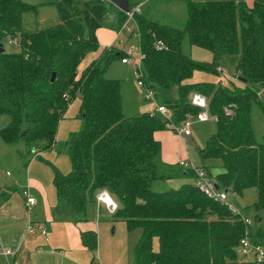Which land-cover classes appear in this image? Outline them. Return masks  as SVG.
I'll return each instance as SVG.
<instances>
[{
    "label": "trees",
    "instance_id": "trees-1",
    "mask_svg": "<svg viewBox=\"0 0 264 264\" xmlns=\"http://www.w3.org/2000/svg\"><path fill=\"white\" fill-rule=\"evenodd\" d=\"M249 1L186 0L188 17L183 28L143 15L136 21L146 55L145 81L172 111L176 124L197 115L192 96L204 93L210 113L217 117L218 131L200 148L201 158H222L224 171L214 176L218 186L235 193L255 187L256 208H264V143L256 141L252 126L253 106L264 112V96H257L264 89V0ZM107 3L58 0L54 4L59 23L28 30L23 26L24 14L38 12V5L0 0V39L15 38L21 46L19 53H0V115L11 117L1 129L3 139L24 142L30 154L53 148L66 108L81 95L83 127L72 132L67 142L72 169L64 173L52 164L58 196L75 216L86 219L88 204L105 189L119 203L114 218L126 221L129 231L142 229L134 264H254L239 253V243L246 236L241 215L191 183L164 192L152 189L155 180L193 177L196 170L163 162L155 133L170 127L161 113L124 115L121 81L106 77L105 72L114 58L125 56V50L106 48L78 77L80 62L98 46L96 31L104 26L111 9ZM117 13L122 27L126 12L118 8ZM187 35L192 45L212 52V63L183 51ZM156 40L164 41L168 49L158 50ZM223 55L234 59L241 86L185 81L197 69L217 73ZM262 221L257 217L248 229L250 239L264 246ZM81 235L83 244L96 252L98 232L86 230Z\"/></svg>",
    "mask_w": 264,
    "mask_h": 264
},
{
    "label": "rangeland",
    "instance_id": "rangeland-1",
    "mask_svg": "<svg viewBox=\"0 0 264 264\" xmlns=\"http://www.w3.org/2000/svg\"><path fill=\"white\" fill-rule=\"evenodd\" d=\"M23 1L38 5L39 7L38 12H27L24 14L23 26L25 29L37 30L54 26L59 23L58 9L53 3L55 2V0ZM85 1L87 0H77V2L80 4ZM139 1L140 2H138V0H132V3L135 4L134 9L139 8L141 11L139 13V16L143 15L149 20L155 21L159 24L169 25L170 27L174 28L185 27L188 17L186 0ZM249 2H251V0ZM106 6L111 9L109 10L107 15V24L105 23L103 27L109 26V23L111 21H108V19L114 18L113 13H116L118 15V7L112 6L109 0ZM128 19V15L126 13L125 21L120 24L121 26L123 24L124 25L121 27V29H119L118 33L120 34L115 38V42H117L115 46L120 47L121 49L129 47L133 49V52L135 54H138L140 53L141 44L140 39L137 36V32L134 33L137 29L136 22L134 20ZM115 32L117 34V31ZM102 43L101 40H99L98 46L88 52L80 62L78 67L79 78H82L86 71L92 66L94 61L99 59L104 53L106 45L105 43ZM0 44H3L4 49L7 53L21 52L20 43H18L16 39L11 40L8 36H3L0 39ZM182 48L187 55L193 57L198 61H202L204 63H212L214 61L212 52H210L206 48L192 45L188 35L185 36L182 40ZM222 59L220 60V64L225 68L228 77L224 76L220 70L216 73L204 69H197L195 70L193 75L185 81L191 83L208 82L216 86L221 85L227 88H232V83H235L237 86H241V84L243 83L241 82L240 75H238L236 72L234 59H232L228 55H223ZM105 76L111 79H119L121 81L123 90L122 104L125 116H134L138 115V113H144V110L139 112L140 110L137 109L140 102H144L146 105L143 107H149L151 110V105L153 104V102L147 99L145 94H142L140 88H138L135 70L129 64H123L121 57H116L111 61L109 68L105 72ZM231 76L235 77L234 80L230 79ZM262 90L260 91L262 92ZM200 93L204 94L202 92ZM257 96L261 99L259 95ZM81 106L82 96L77 95L70 101L68 107L64 112L63 118L61 119V122L59 124L56 136L57 141L54 147L45 150L41 149V156L49 162V166L51 167L53 163L56 164L55 161H57V166H55L64 173H68L72 169L71 159L67 153V142L72 132L80 131L83 127ZM209 115L210 119L207 121H201L197 118V116L189 117L192 121L193 137L189 139L185 138V140L179 137L180 141L176 142L175 150H179L178 159L183 160L188 164V166H183V168L190 169L198 166L199 168H202L205 171H209L211 174L216 175L224 171L223 159L220 157L202 159L199 154L200 148L207 146L208 142L218 131V124L216 120L217 117L211 113ZM10 121L11 117L9 115H0V126H5ZM177 125L182 126V123ZM252 126L256 141L264 143V112L258 105H254L252 109ZM170 130L178 134L175 129L170 128ZM44 144V142H41L40 147L44 146ZM21 146L22 143L17 142L14 147H9V145L3 141L2 135L0 133V185H3L5 183L4 181L6 180L10 181L12 179H16L18 172L23 173V170L27 172V166H25L21 161V163L18 161V157H16V154L13 151V148H15L14 150L21 149ZM37 149H39V147ZM35 151L37 152L38 150ZM13 157L16 160L15 162L18 163V166H16L15 163L12 162ZM39 160L41 159L33 158L31 162H38ZM50 161H52L53 163ZM31 162L30 167L32 165ZM178 168L180 167L178 166ZM51 170H53L54 172L53 168ZM188 178H190L189 181L194 179L193 177ZM169 182L170 180L157 181V183L153 186V189H157L159 184L161 185L162 189H165L164 191L176 189L181 187L179 183H182L183 181L175 179L171 181V183ZM18 192L21 193L20 187H18ZM111 196L117 203V205H119L115 197H113L112 194ZM228 201L232 202L233 205L237 209H239L244 216L250 218L252 221L257 217H262V222L264 225V208H256V202L258 201V191L255 187H249L243 190L242 193H235L231 191L228 192ZM94 203L95 211L93 215L95 216V221L102 223L106 222L103 230V238L99 236L100 245L97 251L100 256L98 254L97 258H99L100 260H98L96 264H100V261L102 264H134L133 253L136 245L141 238L142 229L136 228L135 230H133V232H130L126 221L114 218V213L108 211V209H106L104 205L98 212L97 199ZM92 209L93 208L91 206V211H93ZM154 247L156 249L159 248V240L157 237L154 239Z\"/></svg>",
    "mask_w": 264,
    "mask_h": 264
},
{
    "label": "crops",
    "instance_id": "crops-1",
    "mask_svg": "<svg viewBox=\"0 0 264 264\" xmlns=\"http://www.w3.org/2000/svg\"><path fill=\"white\" fill-rule=\"evenodd\" d=\"M113 14L114 18L108 19V21H111L109 26L99 28L96 35L98 41L101 40V43H105L106 48L113 47L120 50V47L115 46L117 44L115 38L120 34L118 31L121 27H119L118 15ZM115 31H117V34ZM145 105L144 102H140L137 107L140 110L139 112L143 110L144 113L152 112L154 103L151 105V110L149 107H143ZM5 126H0V133ZM155 136L161 143L163 162L171 166H179L182 170L187 171L188 168H183L181 165L183 160L178 159L179 150L176 151L175 146L176 142L180 141L179 137L185 140V138H192L193 135L183 136L170 129H160L156 131ZM3 141L9 147H14L17 143H7L4 139ZM19 142L22 143L21 149L14 150L15 148H13V151L18 157V161L27 166V172L25 170H23V173L18 172L16 179L6 180L3 185H0V244L3 248L14 252L10 255L0 254V264H96L100 260L97 258L98 251L92 252L87 248L82 242L81 235L83 231H97L98 229V235L103 238L106 222L95 221L93 215L95 201L88 204L86 219L75 216L67 201L58 196L54 184V172L51 170L53 167L50 163L51 168L49 162L41 156L42 151L30 154L24 142ZM33 158L41 160L31 162ZM15 161L13 157L12 162L18 166ZM55 162L57 164V161ZM195 167L199 168L198 166ZM210 175L216 176L217 174L210 173ZM193 178L191 181L186 176L158 179L151 183V187L153 189V186L160 180H170L169 183H171V181L179 179L183 181L179 183L181 186L187 183L196 184V176H193ZM18 187H20L21 193L18 192ZM26 188H29L31 196L36 200V203L31 207L27 205V199L23 192ZM153 190L160 192L165 189H162L159 184L157 189ZM103 205L110 211L106 204L98 203V212ZM91 206L93 211H91ZM30 223L39 224L45 230V233L40 228L29 231ZM99 263L102 264L101 261Z\"/></svg>",
    "mask_w": 264,
    "mask_h": 264
},
{
    "label": "built area",
    "instance_id": "built-area-1",
    "mask_svg": "<svg viewBox=\"0 0 264 264\" xmlns=\"http://www.w3.org/2000/svg\"><path fill=\"white\" fill-rule=\"evenodd\" d=\"M139 8H132V11L126 12L128 15V20H134L136 22L137 26V16H139L140 13ZM125 27V26H124ZM123 27V29H124ZM138 28V26H137ZM137 36H140L139 29H137ZM11 40H15V38H10ZM17 40V39H16ZM18 42V40H17ZM155 47L158 50H164L168 49L167 44L162 40H156L155 41ZM125 56L122 58V62L124 64H129L133 67L136 74L137 79V85L138 88H140V91L142 94H145L146 98L151 100L154 103V109L152 110V113H161L167 120H169V127L173 128L177 131L178 134L183 136H192L193 135V129H192V121L191 118L186 119L182 126L177 125L173 119H172V111L163 103H161L157 97V94L155 90L148 85V83L145 81V74H144V60H145V53L140 48V53L135 54L133 52V49L129 47H125ZM219 70L222 72L224 76H227L226 70L224 67H219ZM235 77L231 76L230 79L234 80ZM264 94V89L262 92H258V95L262 98ZM192 104L196 107H198L200 110L197 113V118L201 121H207L210 119V113H209V102L205 95L201 93H194L192 96ZM228 112L230 113L231 110L228 109ZM181 165L186 167L188 164L185 161H181ZM196 171V185L197 188L205 193L208 197L217 200L221 202L222 204H225L233 213L239 214L244 219V222L246 224V236L243 237L240 241L239 246V253L243 256L244 260L248 263H254V264H264V246L261 244L254 243L250 237H249V229L248 227L252 224V220L248 217L244 216L239 209H237L232 202L228 201V191L219 187L217 184V181L215 180L214 176H211L209 172L205 171L202 168H196L193 167ZM24 195L26 197L27 205L29 207L33 206L36 203V200L33 196H31L29 188H26L24 191ZM96 199L98 203H104L107 205L109 210L114 213L118 205L112 198L110 192L108 190H101L98 192ZM36 228H40L43 233H45V230L39 225H34L32 223L29 224V231H33ZM14 252L8 249H5L0 244V254L10 255Z\"/></svg>",
    "mask_w": 264,
    "mask_h": 264
},
{
    "label": "water",
    "instance_id": "water-1",
    "mask_svg": "<svg viewBox=\"0 0 264 264\" xmlns=\"http://www.w3.org/2000/svg\"><path fill=\"white\" fill-rule=\"evenodd\" d=\"M109 1L124 12L132 11V6L129 0H109ZM4 52H5L4 46L3 44H0V53H4ZM54 77L55 74L53 75L52 80H54Z\"/></svg>",
    "mask_w": 264,
    "mask_h": 264
}]
</instances>
